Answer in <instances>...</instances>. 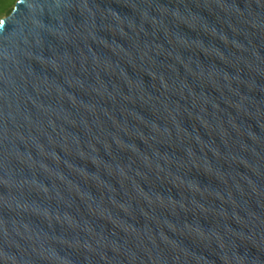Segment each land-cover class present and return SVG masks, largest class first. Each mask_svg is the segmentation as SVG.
<instances>
[{
	"label": "water",
	"instance_id": "obj_1",
	"mask_svg": "<svg viewBox=\"0 0 264 264\" xmlns=\"http://www.w3.org/2000/svg\"><path fill=\"white\" fill-rule=\"evenodd\" d=\"M0 21V264H264V0Z\"/></svg>",
	"mask_w": 264,
	"mask_h": 264
},
{
	"label": "rangeland",
	"instance_id": "obj_2",
	"mask_svg": "<svg viewBox=\"0 0 264 264\" xmlns=\"http://www.w3.org/2000/svg\"><path fill=\"white\" fill-rule=\"evenodd\" d=\"M17 0H0V19L7 16Z\"/></svg>",
	"mask_w": 264,
	"mask_h": 264
},
{
	"label": "snow or ice",
	"instance_id": "obj_3",
	"mask_svg": "<svg viewBox=\"0 0 264 264\" xmlns=\"http://www.w3.org/2000/svg\"><path fill=\"white\" fill-rule=\"evenodd\" d=\"M4 23V21H0V24H3Z\"/></svg>",
	"mask_w": 264,
	"mask_h": 264
}]
</instances>
